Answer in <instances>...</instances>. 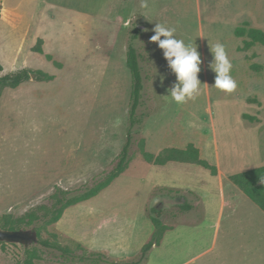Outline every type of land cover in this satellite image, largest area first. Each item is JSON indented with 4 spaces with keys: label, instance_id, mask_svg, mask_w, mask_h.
<instances>
[{
    "label": "rangeland",
    "instance_id": "1",
    "mask_svg": "<svg viewBox=\"0 0 264 264\" xmlns=\"http://www.w3.org/2000/svg\"><path fill=\"white\" fill-rule=\"evenodd\" d=\"M4 8L0 77L26 69L54 79L39 82L34 76L17 88L0 89V225L3 217L43 216L56 189L75 193L104 181L130 137L127 170L86 202L123 217L146 208L149 219L151 209H157L170 230L145 261L137 262L139 252L116 264H264L262 211L253 204L242 208L237 199L221 215L213 244L218 217L214 176L187 165L182 168L186 173L151 170L140 154L142 141L144 150L156 155L174 141L191 140L202 150L215 139L218 169L225 177L264 166V45L244 49V38L234 35L244 24L264 33V0H0V15ZM156 23L175 28L177 39L201 53L199 79L206 84L184 104L165 96L176 78L162 50L148 43ZM135 34L143 90L131 125L126 50ZM39 39L42 55L33 51ZM215 43L225 46L232 63L237 87L231 93L212 87L215 74L208 65ZM198 176L201 186L195 185ZM164 184L191 188L204 206L181 211L194 198L166 191L156 195ZM54 225L40 233L41 240L74 256L89 254ZM25 248L0 243V264H22ZM28 248L37 253L34 264H89L38 243Z\"/></svg>",
    "mask_w": 264,
    "mask_h": 264
},
{
    "label": "trees",
    "instance_id": "2",
    "mask_svg": "<svg viewBox=\"0 0 264 264\" xmlns=\"http://www.w3.org/2000/svg\"><path fill=\"white\" fill-rule=\"evenodd\" d=\"M245 26V27H244ZM138 34V31H137ZM137 34L131 37V40L127 46L126 50V67L130 73L131 77V91H130V109H129V120L131 125L134 124L135 113L140 104L141 92L143 90L141 68L139 65L140 56L138 55L136 49L132 45V41L135 40ZM234 35L238 38H244L243 45L244 49H249L255 44L264 45V33L258 29L246 28V24L242 27H238L234 31ZM42 40L39 39L36 43V46L33 48V51L39 55L43 54V51L40 47ZM47 61H52L50 55L45 56ZM56 67H60L59 64L53 62ZM259 69V68H258ZM3 71L2 66L0 65V73ZM34 75L36 80L39 82H51L54 77L44 73L40 70L29 71L22 69L14 74L6 75L0 77V89H14L20 86L21 84L27 82L30 79V76ZM249 121H254L255 119L251 117H245ZM130 137L126 140L121 153L118 157V160L112 169L108 173L104 181L96 184L91 188L86 190L68 193L61 189H56V191L51 195L52 204L49 209H44L46 213L39 217L35 213H28L25 215L24 219H18L17 221H11L7 217H3V223L0 225V228L3 230L17 231L15 230V224H23L24 226H34L32 231L36 232L37 243L39 246L46 249H54L60 253V255H67L72 261L78 262H88L89 264H97L99 262L98 255L90 253L86 256L78 255L74 256L68 249L62 248L57 244H53L48 240H41L40 233L45 231L48 226L54 225L62 216L63 212L74 205L82 204L91 198L95 197L102 190L107 188L117 177H119L127 168L128 165V153L130 146ZM140 154L146 163L155 165V166H164L168 163H180V164H190L199 166L207 170L211 176L217 175V167L211 165L206 160L202 159L199 154V150L192 143H188L184 149L177 148H164L160 150L156 155L148 153L144 150V141H142V146L140 147ZM231 183L237 186L243 194H245L262 212H264V166L248 170L245 172L232 174L228 177ZM167 192L168 194L174 193L171 189H160L155 192L158 193ZM160 193V194H161ZM191 209V206L188 204L180 207V210L183 212H188ZM154 216H149V220L153 226V232L148 242H146L140 250L138 263L146 260L148 253L154 247L160 245L165 232L170 229L165 227L160 221L161 211L156 209H151ZM38 259L37 253L34 249L25 248V258L22 261V264H34V261ZM116 264V263H114ZM136 264V263H132Z\"/></svg>",
    "mask_w": 264,
    "mask_h": 264
},
{
    "label": "crops",
    "instance_id": "3",
    "mask_svg": "<svg viewBox=\"0 0 264 264\" xmlns=\"http://www.w3.org/2000/svg\"><path fill=\"white\" fill-rule=\"evenodd\" d=\"M7 18L8 11L4 8L1 11L0 20H6ZM190 142L193 143L196 148H198V145L191 140H186L182 143L179 141H174L166 147L184 149ZM206 144L207 146H205L204 149H198L200 156L204 159H207L212 165L216 164L215 166L217 167V175L214 176L215 180L213 181L217 187V200L215 201V205L216 211H218V217L215 222V240L213 241V244H215L218 229L220 227V218L226 208L231 206L233 209L237 199H240V205L242 208H246L247 204H253L255 207L257 206L245 194H243V192L237 186L231 183L228 177H225L224 174L218 169L219 155L215 139L211 141L208 140ZM185 165L195 166L171 162L164 166H155L150 164L148 167L151 170H156L157 168L168 170L170 168L169 170L171 171L186 173V171L182 169ZM196 178L198 181L195 180V185L201 186L204 184V181L201 180L202 177L198 176ZM206 180L211 184V178ZM159 188L171 189L181 199L184 198L183 195L185 194L190 198H194L193 204L187 203L191 206V209L187 213L194 211L195 208H201L204 206V202L200 200L199 197H193L192 194L194 191H192V189L187 186H174L171 184L169 186L164 184L163 186H159ZM200 188L202 189L205 187L202 186ZM229 200L232 202H229ZM145 211L146 208L145 210H136L134 211L133 217H123L116 212L104 211L88 204V202H85L67 208L54 226L55 229L61 233V235L86 248L89 254L93 253L100 256L99 262H97V264H114L116 260L130 259L137 255L143 245L150 238L153 232V226L151 221L147 218ZM164 236L162 239L163 241ZM209 250L210 248L204 253L208 252ZM198 256L194 257L192 260Z\"/></svg>",
    "mask_w": 264,
    "mask_h": 264
},
{
    "label": "clouds",
    "instance_id": "4",
    "mask_svg": "<svg viewBox=\"0 0 264 264\" xmlns=\"http://www.w3.org/2000/svg\"><path fill=\"white\" fill-rule=\"evenodd\" d=\"M142 7L146 4L142 3ZM147 31V29L145 30ZM154 33L148 39V43H154L162 50L164 60L175 76V82L166 89L167 95L176 104H184L200 94L202 83L199 79L203 60L197 47L185 44L184 40L177 39L175 28L156 23L151 29ZM212 61L208 67L214 76L212 87L225 93L233 92L236 81L231 76L232 63L229 60L225 46L222 43H215L210 47ZM164 77L161 78L163 86ZM264 182V181H262Z\"/></svg>",
    "mask_w": 264,
    "mask_h": 264
},
{
    "label": "water",
    "instance_id": "5",
    "mask_svg": "<svg viewBox=\"0 0 264 264\" xmlns=\"http://www.w3.org/2000/svg\"><path fill=\"white\" fill-rule=\"evenodd\" d=\"M31 75L30 78H33ZM0 243L21 244L24 247L37 243L36 232L31 230L9 231L0 228Z\"/></svg>",
    "mask_w": 264,
    "mask_h": 264
},
{
    "label": "flooded vegetation",
    "instance_id": "6",
    "mask_svg": "<svg viewBox=\"0 0 264 264\" xmlns=\"http://www.w3.org/2000/svg\"><path fill=\"white\" fill-rule=\"evenodd\" d=\"M161 202V201H160ZM157 210V209H156Z\"/></svg>",
    "mask_w": 264,
    "mask_h": 264
}]
</instances>
